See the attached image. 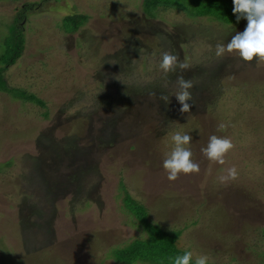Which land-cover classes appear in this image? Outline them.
<instances>
[{"label": "rangeland", "instance_id": "rangeland-1", "mask_svg": "<svg viewBox=\"0 0 264 264\" xmlns=\"http://www.w3.org/2000/svg\"><path fill=\"white\" fill-rule=\"evenodd\" d=\"M22 4L33 5L16 23L23 49L0 91V264H157L145 243L172 233L193 262L264 264V63L215 55L247 23L150 20L142 0H0V71ZM76 15L86 20L70 34ZM164 51L190 65L189 113L175 97L181 73L159 67ZM177 131L192 136L200 173L169 182ZM211 135L234 143L227 164L201 153ZM233 165L239 178L219 183Z\"/></svg>", "mask_w": 264, "mask_h": 264}, {"label": "clouds", "instance_id": "clouds-1", "mask_svg": "<svg viewBox=\"0 0 264 264\" xmlns=\"http://www.w3.org/2000/svg\"><path fill=\"white\" fill-rule=\"evenodd\" d=\"M233 15L236 16L237 22L241 19L247 21V26L243 32H237L232 36L230 42L218 43L215 46V55L222 58L225 54H235L244 62L251 64L253 61L257 65L264 63V0H233ZM160 69L165 76L170 73H181L177 75L176 85L178 91L175 97L182 114L189 113L193 107L192 92L190 91L194 85L192 80L185 79L183 72L189 69L190 65L186 60H181L178 54H172L169 51L162 53V59L159 63ZM153 95H155L153 93ZM160 100L165 104L169 103L167 95H161ZM229 125L220 123L218 131H224ZM173 147L163 160V169L169 182L177 181L182 175H198L200 173V165L192 159L191 151L192 136L174 132L171 134ZM235 145L231 138L226 136L211 135L207 146L201 149V153L212 163L225 165L227 164L228 155L234 150ZM239 178L238 169L233 165L224 169V174L218 177L221 184H227ZM194 254L192 251H186L182 256H176L173 264H193ZM209 256L197 254L194 264H208Z\"/></svg>", "mask_w": 264, "mask_h": 264}, {"label": "trees", "instance_id": "trees-1", "mask_svg": "<svg viewBox=\"0 0 264 264\" xmlns=\"http://www.w3.org/2000/svg\"><path fill=\"white\" fill-rule=\"evenodd\" d=\"M143 5L145 6L144 10L142 9L141 14L144 18L156 20L160 12L163 11H178L181 12L185 17L189 19H200L207 18L210 21L218 22L222 25H239L242 21L246 22L245 19H241L237 22L236 16L233 15V0H142ZM33 7V6H32ZM31 6H25L21 8L20 13L13 18L12 23L15 32L14 35V48L10 51V57L8 58L7 63L0 71V81H3V84L0 85V91L11 92L12 88L4 87L5 80L3 78V72L5 67L14 63L15 59L19 57L20 51L23 49V36L22 30L20 27H17L18 18L25 17L24 10H30ZM85 15H76V16H67L64 21L72 26L70 28L71 33L74 34L77 32V29L82 26L85 22ZM7 84V83H6ZM8 86V85H7ZM10 89V90H8ZM14 90V89H13ZM15 91V90H14ZM13 97L16 95L13 92ZM19 100L24 98V95H18ZM29 101L33 102L39 107H44V103L40 99H35L33 96L26 95ZM25 99V98H24ZM43 118H47V112L42 115ZM137 213L140 214L141 207H136ZM146 212V211H145ZM146 225V223L144 222ZM149 228V227H148ZM152 233H157L159 231L157 228H153ZM151 230V228H150ZM157 230V231H155ZM173 234V235H172ZM171 237H163L164 241L156 244L153 242L152 238H149L150 243H145V255L144 258L149 261H152L157 264H173V259L176 256H182L184 253H181L175 249L174 242L178 237V233H172ZM174 236V237H173ZM153 242V243H152ZM165 242V243H164ZM194 264V262H193Z\"/></svg>", "mask_w": 264, "mask_h": 264}, {"label": "flooded vegetation", "instance_id": "flooded-vegetation-1", "mask_svg": "<svg viewBox=\"0 0 264 264\" xmlns=\"http://www.w3.org/2000/svg\"><path fill=\"white\" fill-rule=\"evenodd\" d=\"M24 5H26L27 6V4H22V8H24L25 6ZM33 5L31 4V7H32ZM27 11H29V10H27ZM18 14H20V13H17V15ZM18 17V16H17Z\"/></svg>", "mask_w": 264, "mask_h": 264}]
</instances>
